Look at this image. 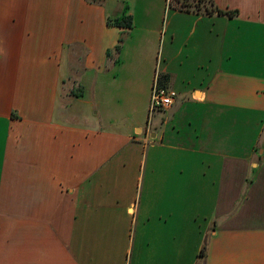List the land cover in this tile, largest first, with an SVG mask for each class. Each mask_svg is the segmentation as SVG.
Masks as SVG:
<instances>
[{
	"label": "crops",
	"instance_id": "crops-1",
	"mask_svg": "<svg viewBox=\"0 0 264 264\" xmlns=\"http://www.w3.org/2000/svg\"><path fill=\"white\" fill-rule=\"evenodd\" d=\"M188 5L0 0V264H264V0Z\"/></svg>",
	"mask_w": 264,
	"mask_h": 264
},
{
	"label": "rangeland",
	"instance_id": "rangeland-1",
	"mask_svg": "<svg viewBox=\"0 0 264 264\" xmlns=\"http://www.w3.org/2000/svg\"><path fill=\"white\" fill-rule=\"evenodd\" d=\"M187 1V3L189 4L188 7H191V9H193L194 11H197L200 9H204L205 11L204 12H207V8H209V3H211V0H198V4H199V7H195L193 6L194 5V1L195 0H185ZM165 6L167 7L163 13V20H164V23H166V21L171 17V11H169V7H170V4L169 2H166ZM206 8V9H205ZM203 11V10H202ZM183 26H184V23H183ZM165 27V24H163V27ZM164 30L165 29H162V35L164 36ZM167 34V32H166ZM159 44V42L157 41L156 45ZM162 44V43H161ZM250 56V55H247V57ZM182 57H179L178 59H176L173 63L174 67L178 68L179 69V63H180V59ZM189 75V74H187ZM184 84L180 82V86H183ZM169 88H172L174 89L173 87H170L168 86ZM175 90V89H174ZM150 91H151V88L148 90L147 92V100L143 101V103L141 104V107L138 109V112H140V114L142 115L143 118H148V106H149V97H150ZM176 91V90H175ZM177 92V91H176ZM99 111H101V109H98ZM0 132H2V130L0 129ZM138 134L140 133L139 131L137 132ZM149 135L148 133H145L144 132V138H148ZM146 239V237H144ZM154 237H147V240L151 239V243L155 244L154 240H153ZM189 239H191L189 241V244H190V248L193 246V242H192V236L189 237ZM143 241V238H141V242ZM162 241H165L167 244H165L164 246H169L170 244L174 243V239L173 237H171V239H163ZM170 253V251H168V248H165L164 250H162V252L160 254H158L157 256V264H170V260L168 261L169 259V256L168 254ZM200 257V256H199Z\"/></svg>",
	"mask_w": 264,
	"mask_h": 264
},
{
	"label": "built area",
	"instance_id": "built-area-1",
	"mask_svg": "<svg viewBox=\"0 0 264 264\" xmlns=\"http://www.w3.org/2000/svg\"><path fill=\"white\" fill-rule=\"evenodd\" d=\"M177 97L178 93L174 89L159 82V75L156 72L151 85L146 131L150 127L149 119L152 114L156 111H165L166 109H169L175 103Z\"/></svg>",
	"mask_w": 264,
	"mask_h": 264
},
{
	"label": "trees",
	"instance_id": "trees-1",
	"mask_svg": "<svg viewBox=\"0 0 264 264\" xmlns=\"http://www.w3.org/2000/svg\"><path fill=\"white\" fill-rule=\"evenodd\" d=\"M193 6H195V7H199L198 0H195V1H194V5H193ZM207 9H208V8H207ZM207 11L210 12L209 10H207ZM218 13H219V14H223L224 12L221 11V10H218ZM108 23H109V24H110V23H113V24H116V25H118V26H120V27L130 28L131 25H132V20H131V17L128 15V16L122 17L121 20H117V19H114V20H112V21H111V20H108ZM118 49H119V45L116 46V50H118ZM165 80H166V77H165V76H162V75L159 76V82H160L161 84L165 85V84H164ZM205 250H206V247L203 246V247L201 248L200 252H199V256H200V257H203V256H204V254H205Z\"/></svg>",
	"mask_w": 264,
	"mask_h": 264
}]
</instances>
